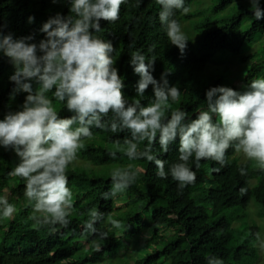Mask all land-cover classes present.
<instances>
[{
  "label": "trees",
  "instance_id": "obj_1",
  "mask_svg": "<svg viewBox=\"0 0 264 264\" xmlns=\"http://www.w3.org/2000/svg\"><path fill=\"white\" fill-rule=\"evenodd\" d=\"M194 1L185 0V7L190 9ZM232 3L233 0H220L214 11H222ZM70 8L69 0H59L57 3L52 0H0V30L4 35L11 33L14 39L34 35L32 42L38 44L46 38V34L41 31L43 25L57 14L64 17L72 15ZM260 8L263 11L264 5ZM160 11L161 6L156 0H126L121 6L119 19L114 23L101 21L102 31L95 35L110 41L116 49L113 53L116 61L114 66L124 79L123 91L129 103L139 99L147 106L155 99L152 86H149L143 97H137L136 86L140 77L135 74L130 64V55L134 51H140L146 57V62L155 58L152 75L157 81L161 80L162 74L167 73L169 86L180 90L179 99L172 104V110L185 111L186 122H189L196 119L200 111L207 110V90L224 86L240 91L238 86L233 82L228 83L222 75L206 85H199L195 80L207 74V66L217 52L242 56L246 47L256 42L257 36L264 34V18L257 20L251 8L245 6H239L237 13L227 21L218 22L210 17L205 18L202 22L192 25L200 36L197 42L184 33L188 43L181 54L180 49L171 44L166 25L160 22ZM194 16L195 14H183L177 10L170 19L177 20L182 27L183 19H191ZM29 17H34L32 23H29ZM247 20H251V25L243 31V24ZM241 59L247 60V57L242 56ZM14 72V65L0 52V120L10 111L22 110L27 96V93L20 92L14 99L11 98L16 88L15 83L10 81ZM257 78H264V59L248 70L240 85L247 90L250 83ZM31 83L33 89L38 87L34 81ZM53 92L47 95L53 101L58 114L62 118L70 117L72 113L67 110L66 102L57 101L51 96ZM167 116L170 118L171 112ZM103 119L105 123L110 124L112 113ZM76 126L78 125L73 127ZM91 131L93 136L88 139L89 144L80 151V155L90 165L82 159L79 160L81 162L76 160L67 170L68 187L73 192L70 224L67 228L57 225L55 232L50 231L48 226L38 229L34 227L35 221L31 219L33 202L24 195L25 181L9 176L19 163V158L14 151L0 147V197L7 198L16 208L12 218L0 217V264H60L61 261H66V264H80L76 255L83 247L77 244H90L98 239L97 235L84 231V222L89 219V210L96 209L104 213V218L95 225L98 231L104 232L103 226L108 221V213L114 214L124 208L133 209L127 217L133 230L127 233L130 236H137L141 232L142 213L151 211L152 214L148 217L156 226L158 241L165 240L159 237L160 229L175 228L172 231L176 232H172L171 237L164 236L168 241L162 248L157 247L137 264H208V257L219 258L224 264L257 262L254 243L259 229H252L249 242L232 246V227L228 218L222 214L226 210L247 208L253 199L264 208V170L252 171L249 162L240 163L234 158V148L228 150V163L224 167L213 160H202L197 169L193 156L188 166L196 172V181L180 190L169 172L172 164L180 162L178 139L169 145L167 153L160 148L158 139L153 146V154L165 161V171L169 172L167 179H162L157 176L154 163L146 159L129 160L118 149L116 142L119 141L120 145H123L126 137L131 138L129 132L113 133L96 127ZM146 145L147 141L142 142L140 150ZM112 152L116 153L115 158L110 155ZM108 164H116V168L133 164L140 171L132 186L114 199L109 197L105 200L104 193L109 192L112 187L113 170L104 171L98 167ZM206 166L210 169L216 187L197 195L205 183L203 167ZM215 168L220 171H213ZM242 168L246 175H241ZM253 178L257 179V184L251 188L250 181ZM241 188L247 189L246 194L241 195ZM210 214L213 218H210ZM206 220L208 222H204ZM133 224H138L139 228L135 229ZM117 235L112 232L110 242H100L98 253L103 254L117 244Z\"/></svg>",
  "mask_w": 264,
  "mask_h": 264
},
{
  "label": "clouds",
  "instance_id": "obj_2",
  "mask_svg": "<svg viewBox=\"0 0 264 264\" xmlns=\"http://www.w3.org/2000/svg\"><path fill=\"white\" fill-rule=\"evenodd\" d=\"M53 3L59 0H52ZM72 15L57 14L50 18L41 31L46 38L33 43L34 35L14 39L11 33L0 30V52L14 65L10 77L16 88L11 98L27 93L22 110L8 112L0 120V147L14 151L19 163L9 173L25 181V197L33 202L34 227L48 226L52 232L56 226L67 228L73 212V192L68 187L67 170L78 159L85 141L91 139L93 127L116 133L127 131L123 145L118 149L129 160L146 159L154 163L157 176L167 179L169 172L178 188L183 190L196 181V172L188 165L195 157L196 168L202 160H213L221 167L227 165V152L234 148L248 161L264 170V78L254 79L247 90L236 91L229 87H213L206 92L207 110L200 111L196 119L187 120V113L172 110V104L180 96V90L169 86L167 73L157 81L154 71L155 58L146 62L140 51L131 53L130 64L140 77L136 86L137 97H143L152 86L155 99L144 106L139 99L129 103L124 95L125 82L120 76L110 41L95 33L102 31L101 21L114 23L119 19L121 6L126 0H69ZM161 6L159 19L167 27L171 44L184 53L188 40L181 25L173 17L177 10L187 14L185 0H156ZM251 11L257 20L264 18L260 0H249ZM34 17H29V23ZM38 87L34 90L32 83ZM54 90V92H53ZM66 102L70 117L62 118L48 93ZM171 112L170 118L167 114ZM112 113L113 119L104 122ZM216 117L214 120L213 117ZM74 125H78L73 127ZM164 153L178 139L179 161L165 171V161L157 158L152 149L157 142ZM147 145L140 150V144ZM110 155L115 158L116 153ZM139 169L133 164L117 167L111 172L112 187L104 193V199L115 198L138 179ZM219 172V168L213 169ZM241 175H246L240 169ZM241 195L247 189H240ZM16 208L7 198L0 197V217L12 218ZM84 231L97 235L93 241L99 251L100 241L107 232H100L95 225L104 213L89 210ZM113 228L123 227L119 220L108 213ZM257 246L264 252V238L256 233ZM208 264H224L223 260L208 257ZM60 264H66L61 261Z\"/></svg>",
  "mask_w": 264,
  "mask_h": 264
},
{
  "label": "rangeland",
  "instance_id": "obj_3",
  "mask_svg": "<svg viewBox=\"0 0 264 264\" xmlns=\"http://www.w3.org/2000/svg\"><path fill=\"white\" fill-rule=\"evenodd\" d=\"M219 1L220 0H195L190 7V11L187 13L195 14V16L191 19L182 20V32L187 34L193 41L197 42L200 36L193 29V24L200 23L208 17L218 22L227 21L237 13L239 6L252 8L249 0H233V3L226 9L215 12L214 7L219 3ZM263 5L264 0H260V7H263ZM250 25L251 20L245 21L242 30L244 31L248 29ZM194 31L196 33H194ZM242 56H246L247 60H242ZM242 56H235L230 53H224L221 51L217 52L207 66V74L195 80L196 83L199 85H206L208 82L211 83L215 77L222 75L228 83L233 82L234 85L238 86V89L240 91L246 90L240 84L243 82L248 70L252 66L261 63L264 59V34L257 36L256 42L246 47ZM51 96L54 95L52 94ZM87 144H89V140L85 141V145ZM80 151L78 153L77 162H81L79 161L81 159L87 162L84 157L80 155ZM234 158L238 159L240 163L249 162L252 165V171L259 169L255 165V162L248 161L242 153H236ZM87 165L89 166L90 163L87 162ZM98 168L103 169L104 171L108 169L114 170L116 168V164L103 165ZM203 173L205 176V183L199 189L197 195H202L205 190L214 189L216 187L210 175L209 167H203ZM256 184L257 179L253 178L250 181V187L254 188ZM131 211H133V209L124 208L121 211H116L113 214V219L119 220L123 225V227L120 229L113 228L108 222L104 224V232H107L108 235L107 238L102 241L110 242L112 232L118 234L116 238V241H118V243L113 245L112 248H108L105 253H98V250L94 246L93 242L90 244H77L78 246L83 247L76 255V258L79 259L80 264L82 263L81 261H84L83 264H137V262L142 261L146 255L152 253L157 247L162 248V246L168 241L167 238H164V236H173L172 232L175 231L172 230H175V228H162L160 229L159 237L165 240L158 241L156 226L148 217L149 214H152V211L151 213H142L143 228L141 232L137 236L128 235V232L133 231L127 219ZM222 216L227 217L228 221L231 224V233L233 235L232 246H237L241 243L249 242L251 240L249 239V237L252 235L253 228H258L259 233L261 234V238H264V208L259 203H257L255 199L251 200L247 208L239 207L233 210H226L225 212H223ZM210 218H213L211 214ZM204 222H208V220ZM144 224H146V226H144ZM133 226L135 227V229L139 228L138 224H133ZM104 245L106 246L107 244L104 242ZM254 246L256 248V253L258 256L257 262L255 264H264V252H261V250L257 246V242L254 243ZM163 264L166 263L163 262Z\"/></svg>",
  "mask_w": 264,
  "mask_h": 264
}]
</instances>
